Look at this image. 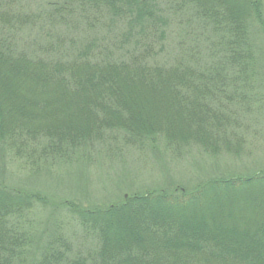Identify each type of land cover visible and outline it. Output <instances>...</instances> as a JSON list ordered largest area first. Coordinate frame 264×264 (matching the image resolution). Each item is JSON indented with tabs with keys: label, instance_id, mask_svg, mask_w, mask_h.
Here are the masks:
<instances>
[{
	"label": "trees",
	"instance_id": "obj_1",
	"mask_svg": "<svg viewBox=\"0 0 264 264\" xmlns=\"http://www.w3.org/2000/svg\"><path fill=\"white\" fill-rule=\"evenodd\" d=\"M175 14L196 30L165 55ZM263 80L264 0H0V151L31 166L118 133L240 153V115ZM236 195L248 198L238 224L235 211L194 214ZM45 203L0 181V264H264V170L107 207L63 202L95 249L76 255L52 235L27 261L24 225Z\"/></svg>",
	"mask_w": 264,
	"mask_h": 264
},
{
	"label": "rangeland",
	"instance_id": "obj_2",
	"mask_svg": "<svg viewBox=\"0 0 264 264\" xmlns=\"http://www.w3.org/2000/svg\"><path fill=\"white\" fill-rule=\"evenodd\" d=\"M188 20L177 14L170 18L167 41H164L168 50L165 55L176 45L177 48L184 45L196 30V25L186 23ZM259 87V96L246 99L247 111L238 106L239 111L245 112L240 115L238 130L243 138L238 135L242 140L241 151L237 154L221 150L209 155L197 147L173 150L161 141L155 145L124 144L119 133L111 135L115 137H109V141L92 145L89 151L67 155L60 162L50 160L47 164L37 162L33 166L13 159L3 148L0 151V181L13 188L36 192L46 201L44 207L36 205L31 209L24 225L32 237L27 261L52 235L65 239L70 252L76 255L86 256L95 249L94 237L83 234L70 221L61 206L63 202L87 208L107 207L132 194L156 189L187 191L208 179L249 176L264 170V80ZM247 199L246 195H236L235 200L225 203L217 196V202L213 201L207 208L199 205L194 214L206 216L210 212L215 219V216L235 211L238 224V220L245 218L244 208L248 204L244 201ZM214 205L218 206L217 210H213ZM129 230V227L124 228L120 234L125 236Z\"/></svg>",
	"mask_w": 264,
	"mask_h": 264
}]
</instances>
